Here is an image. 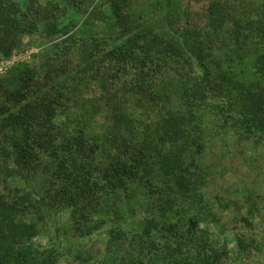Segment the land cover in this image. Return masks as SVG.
<instances>
[{"label":"trees","instance_id":"obj_1","mask_svg":"<svg viewBox=\"0 0 264 264\" xmlns=\"http://www.w3.org/2000/svg\"><path fill=\"white\" fill-rule=\"evenodd\" d=\"M96 1L0 0V58L21 49L22 39L36 33L62 37L54 46L68 51L45 72L23 65L0 76V182L6 191L0 195V264L58 263L56 248H42L34 241L40 230L30 216L40 214L41 203L70 211L72 230L87 237L97 216L111 212L119 217L118 195L133 183L142 184L149 198L157 195L154 205L162 216L179 201L182 209L189 200L202 201L205 174L194 155L201 154L203 146L190 139L191 108L185 114L169 112L144 130L142 140L136 139V126L122 110L128 95L141 97L138 104L158 106L163 97L155 93L156 78L165 66L185 71L184 63H197L201 79L181 88V95L188 91L189 105L212 102L219 122L224 118L225 125L243 137L264 141V0H194L199 8L194 18L204 21L199 27L204 31L194 29L183 40L162 26L167 19L172 26L181 25L178 0H168L167 5L152 0ZM171 7L174 10L167 11ZM84 16L78 25L76 19ZM97 21L109 24L106 34L90 33ZM229 23L231 28H225ZM221 32L228 36L222 42L230 49L231 64L248 66L253 59V80H238L232 66L223 70L217 65L214 71L209 66L215 63L212 54ZM68 54L72 59L65 58ZM67 80L74 86L62 87ZM82 82L101 87L102 95L91 107L110 114L112 129L103 140L79 120L74 132L61 121L74 117L75 109L83 110L73 105ZM39 170L50 172L39 189L44 197L36 201L30 184ZM160 176L169 194L156 186ZM188 222L149 221L135 238L133 229L127 236L129 250L138 254L135 260L125 258L124 264H227L229 254L208 242L198 219L190 216ZM113 232L119 243L123 236L126 240L124 232ZM155 233L159 240L151 238ZM236 237L248 251L246 238ZM82 259V264L92 260Z\"/></svg>","mask_w":264,"mask_h":264},{"label":"rangeland","instance_id":"obj_2","mask_svg":"<svg viewBox=\"0 0 264 264\" xmlns=\"http://www.w3.org/2000/svg\"><path fill=\"white\" fill-rule=\"evenodd\" d=\"M15 1L23 2L24 0ZM146 1L141 0V3ZM193 1L178 0L179 5L176 9L181 14V25L174 23L172 26L169 23L170 19L162 24V26L165 25L170 35L179 37L180 40L188 35L187 32L194 29L204 31L199 28L205 24L204 21H200L197 17L194 18V12L199 11V8ZM158 2L167 5L168 0H152L151 3ZM200 2L203 5L204 1ZM163 7L165 12L167 6ZM169 10L174 9L171 7L167 11ZM84 20L85 16L76 19L80 26ZM108 25L105 22L97 21L96 25L91 27L92 31H89L103 35L107 33ZM231 26L232 24L229 23L225 28H231ZM218 38L221 43L218 42L212 54L215 63L213 61L209 65L213 71L217 70V65L223 70L232 66L238 80L244 82L253 80V59H249L251 62L248 66L238 65L239 63L231 64L227 60V55L231 54L230 49L222 42L223 39L227 40L228 36L221 32ZM61 40H63L62 37H46L41 33L25 36L22 39L21 49L0 58V76H5L12 69L23 65H30L40 72H45L49 63L56 61L58 55L68 52L54 46L61 43ZM65 58L72 59V56L68 54ZM183 67L185 71L180 68L175 70L176 67L172 68V65L165 66L164 74L158 75L156 78L155 93L163 97L161 102H157L158 106L148 102L138 104V99L141 97L128 95L122 110L136 126V135L134 134L136 139L142 140L146 137L143 135L144 130L147 127H153L169 112L185 114L191 108L194 115L193 124L198 128H194V125L190 128L193 132L190 139H194L203 146L201 154L194 155L196 162L200 164L205 174L204 186L200 189L202 201L199 204L195 202L192 204V201L189 200L190 204L186 205L185 209H182L181 201H176L172 211L166 216H162L154 205L157 203V195L149 198L148 192L142 184L133 183L130 184L128 191L118 195L120 200L116 201L119 202L117 208L119 217L116 218L115 214L111 212L97 216L92 224L95 228L87 237H79L72 230L69 221L70 211L57 207L51 208L41 203V215L35 213L30 216L34 221H37L40 230L34 241L42 248H56L59 251L57 264H82V258L88 256L92 258L89 264H101L102 261L103 264L104 261L106 264H124L125 258L133 257L132 260H135L138 254L135 249L129 250L131 239L129 240L128 237L133 235L131 233L133 229L136 230L135 238L144 232L143 228L149 221L160 224L181 222L185 226V224H189L190 216H195L198 219V229L200 232H204L203 235L208 242L220 251L226 250L229 254L227 264H264V141L256 143L253 139L243 137L239 130L231 129L229 125H225L224 118H221L219 122L215 112L211 110L214 106L212 102L207 103L209 105H192L191 107L189 105L191 101L186 95L188 91L181 95V88L183 91L185 86L191 85L194 80L201 79L202 69L195 62L184 63ZM62 84V87L67 88L74 86L72 80L63 81ZM76 91L79 98H76L73 105L83 110L78 112L75 109L74 117L71 115L69 120L62 117V123L67 124L69 131L74 132L75 128L79 127L77 124L79 120L78 122L86 125L91 135L96 136V139L103 140L112 129L110 114L107 111H97L91 107V103L102 95L100 85L96 82H82ZM187 156L188 158L192 157L191 151ZM49 172L39 170L36 180L30 184L35 192L36 201H40L39 198L44 197L39 189L45 187ZM158 178L155 179L156 186L160 189L166 188L164 179L161 176ZM18 182L15 181V183ZM19 185L25 186L22 182H19ZM166 189L169 194V189ZM3 194H6V191L4 183L0 182V195ZM114 230L124 232L126 240L123 236L122 243L116 241ZM237 235L246 238L250 244L248 251H243L240 248ZM151 238L159 240L160 236L155 233ZM123 242L126 243L123 244ZM128 251L132 255H129Z\"/></svg>","mask_w":264,"mask_h":264}]
</instances>
